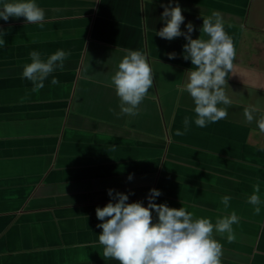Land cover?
Instances as JSON below:
<instances>
[{"label": "crops", "instance_id": "1", "mask_svg": "<svg viewBox=\"0 0 264 264\" xmlns=\"http://www.w3.org/2000/svg\"><path fill=\"white\" fill-rule=\"evenodd\" d=\"M37 3L43 27L0 20V264H118L97 240L95 207L109 199L108 187L131 189L129 200L144 203L159 188L157 203L213 223L235 213L231 240L213 232L220 264H264V131L256 126L264 118V0H179L195 26L218 12L234 45L226 115L204 127L192 122L182 87L190 66L180 56L183 35H155L161 0ZM57 48L67 51L62 67L33 90L21 76L28 53L45 58ZM128 49L145 53L153 67V84L133 115L118 114L109 80ZM168 51L177 55L169 59ZM185 116L189 127L177 135ZM253 191L259 205L248 202Z\"/></svg>", "mask_w": 264, "mask_h": 264}, {"label": "clouds", "instance_id": "2", "mask_svg": "<svg viewBox=\"0 0 264 264\" xmlns=\"http://www.w3.org/2000/svg\"><path fill=\"white\" fill-rule=\"evenodd\" d=\"M162 11L159 28L155 35L170 40L183 35L180 56L189 61L190 66L183 71V91L191 98L192 122L204 127L226 115L223 105L229 103L227 90L231 89L226 79L232 67L234 45L226 32L218 12L202 17L199 26L185 21L179 0H167L160 4ZM22 17L24 23H35L43 27L44 10L37 0H0V20ZM184 22V28L180 27ZM194 27L199 35L192 37ZM6 29L0 27V46L5 44ZM200 33L204 35L201 36ZM169 59L175 51L165 53ZM30 61L22 66L21 76L32 82L33 90L44 86L45 78L55 69L61 68L67 51L57 48L41 58V53L31 50ZM109 80L119 98V113L133 115L138 111L140 101L153 84L152 62L138 49L126 50L115 62ZM50 85L58 83L51 76ZM253 120L252 113L245 114ZM183 129H176L183 135L189 127V117L183 118ZM256 126L264 131V118L256 120ZM126 179H132L129 172ZM132 190L121 191L106 188L109 199L95 207L96 227L100 229L97 240L102 245L103 256L118 261V264H220L221 243L213 237L228 233L232 239V225L238 218L235 213L217 219L214 223L207 216H194L185 207L169 206L166 202L157 203L155 198L160 189L152 187L141 199L129 200ZM229 196L222 197L227 206ZM248 202L260 204V198L253 191ZM258 211L259 208H254Z\"/></svg>", "mask_w": 264, "mask_h": 264}]
</instances>
